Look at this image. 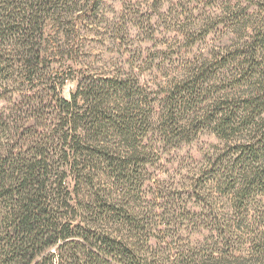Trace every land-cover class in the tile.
Instances as JSON below:
<instances>
[{
  "label": "trees",
  "instance_id": "1",
  "mask_svg": "<svg viewBox=\"0 0 264 264\" xmlns=\"http://www.w3.org/2000/svg\"><path fill=\"white\" fill-rule=\"evenodd\" d=\"M199 4L169 24L222 45L92 75L73 59L96 0H0V264H264V0Z\"/></svg>",
  "mask_w": 264,
  "mask_h": 264
},
{
  "label": "rangeland",
  "instance_id": "2",
  "mask_svg": "<svg viewBox=\"0 0 264 264\" xmlns=\"http://www.w3.org/2000/svg\"><path fill=\"white\" fill-rule=\"evenodd\" d=\"M199 1L206 2V0H96L94 18L88 20L89 17L80 16L77 20L78 42L84 47L80 48L77 41L75 42L76 49L80 48L75 54V60L73 59L75 68L86 69L87 66H92L94 70H99L89 71L90 74H101L104 66L138 60L140 51L148 54L149 58L154 60V64L169 68L173 63H179L178 61L192 59V56L199 51L215 48L212 45H222L224 38L229 36L224 37L226 31L222 26L217 27L218 31L216 29L212 31L202 43L189 45L182 36V30L177 31L178 27H174L173 23L169 24V13H173L171 16H174L175 12L183 13L185 10L199 15L201 5H196ZM246 5L245 2L241 6ZM193 6L199 9L195 10ZM254 10L256 7L251 6L247 12L253 14ZM188 22L192 21L188 20ZM220 31H222L221 40L212 36L218 35L214 33ZM144 73L146 72H143V77L146 79L148 73ZM147 79L154 78L147 77ZM74 88L75 81H67L62 88V95L69 97ZM2 105L9 104L2 103ZM219 142L207 132L201 135L197 142L185 146L182 150L176 151L175 156L167 158L168 172L161 174L158 179L169 185L173 179L179 178L178 172L184 166L191 164L200 166L204 159L201 153L204 154L210 149L208 144L219 145ZM190 155L198 164H194ZM150 171L154 172L153 169ZM156 174L154 172L153 176ZM150 180L152 182V178ZM151 182L146 183V188H150L149 197L153 193ZM224 212L225 209L222 210L220 207L219 214Z\"/></svg>",
  "mask_w": 264,
  "mask_h": 264
}]
</instances>
